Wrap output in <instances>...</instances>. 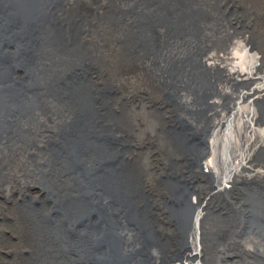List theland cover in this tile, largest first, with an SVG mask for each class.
Instances as JSON below:
<instances>
[{
	"label": "bare ground",
	"instance_id": "bare-ground-1",
	"mask_svg": "<svg viewBox=\"0 0 264 264\" xmlns=\"http://www.w3.org/2000/svg\"><path fill=\"white\" fill-rule=\"evenodd\" d=\"M248 1L245 0L244 4L243 0H68L66 12L60 10L41 28L36 35L42 40L35 56L31 57L39 63L35 73L36 85L27 95L31 88L25 91L19 107L25 106V112L35 107L33 112L30 111L29 120L36 127L43 122L57 124L53 134L61 133L68 147L64 151L56 150V153L55 149L41 150L45 134L22 135L18 132L9 134V143L0 145V198L4 195L8 198L9 191H16V202L24 193L29 194L31 200L42 203L37 208L27 199L14 209L29 247L37 241L33 240L34 234L48 231L43 228V212L47 209L42 202L45 196L33 191L37 176L42 178L46 174L53 190L64 195L69 193L66 187L73 185L71 176L79 172L80 183L72 188H79V192L96 190L93 193H99L103 206L113 210L124 207L129 210L125 212L128 216L136 213L141 234L148 249L152 250L155 264H168L177 256H188L191 260L189 255L195 249V232L201 226L203 238H209L207 244H202L200 253L206 264H224L219 256L233 252L235 257L226 262L264 264V46L254 36L260 20L248 10ZM130 4L136 9L133 15ZM60 5H56V9ZM117 5L121 9L116 10ZM7 6V0H0L3 20L10 12ZM79 17L83 19L81 22H77ZM63 23L74 30L71 47L65 40L66 26L62 27ZM84 23L88 30L81 35ZM55 36L56 46L50 47L43 42L44 38ZM3 39L1 36L0 41ZM30 49L35 50L34 47ZM18 50H21L19 46ZM53 51L56 54L50 55ZM40 53L47 58L40 57ZM81 64L82 72L88 70L90 75L86 79L77 78L79 84L72 83L63 91L58 85L55 89L59 94L54 96L53 80L57 81L66 68ZM51 69L54 70L52 75ZM15 74L21 79L24 73L17 71ZM3 78L9 79L8 67L0 70V80ZM101 79L108 84L105 89L115 85V90L122 93L111 96L105 93L103 100L95 103L91 89L96 86L97 90H103L97 86ZM152 79L161 86L154 84L152 91L147 90L146 100L156 122L162 125L159 138L167 158L174 161V156L186 155L201 162L189 170L184 166L188 164L187 160L175 161L174 166L196 183L191 200L173 209L177 221L169 224L163 201L183 198V193L188 192L184 184L163 182L165 190L169 185L170 193L150 186L154 196L149 194V197L159 203L162 221H158L149 219L145 211L141 216L137 214L135 207L147 196L132 197L136 188L144 190L142 179L146 172L147 175L150 173L145 168L144 158L138 156L125 172L110 171L107 176L102 174L98 178L88 171L103 154L116 150L117 145L110 143V133L129 134L133 131L136 112L129 104L135 101L134 97L144 94L141 88L149 87L150 83L143 81ZM21 81L26 85L33 79ZM44 90L46 92L40 93ZM67 90L70 96L63 99L62 94ZM168 91L171 95L166 96ZM112 104L122 107L120 116L109 110ZM98 106L104 107L105 117H100ZM59 110L63 113L57 116ZM165 116L166 121L172 120L174 128L167 127ZM191 126L201 134L199 139L189 143ZM204 131L207 132L202 137ZM136 140L137 148L143 147L145 141L135 135ZM71 152H76L85 161L87 173L74 166L62 170L64 163H72V157H76L75 154L71 156ZM59 161L60 165L57 164ZM37 168L44 171L39 174L35 171ZM204 173L209 176L207 180ZM50 174L57 179L51 178ZM88 177H96L95 182L88 181ZM8 182H18L21 186L4 189ZM93 193H87L88 202L93 201ZM204 201L213 208H201ZM215 201L219 207L216 213L213 212ZM224 207L231 208V213L224 215ZM73 210L74 207L69 208V211ZM244 215L252 219L247 232L242 235ZM156 224L170 231L172 236L160 242L155 234ZM119 228L120 232L127 234V241H139L140 236L133 228ZM49 232L56 238L61 236L56 227ZM96 232L102 231L96 229ZM112 241L119 247L118 239ZM188 241L191 246L185 248ZM90 247L91 237H87L80 241V247L74 248L73 254L69 251L67 257L61 255L58 258L56 248L19 249L18 264H90L86 255ZM218 247L226 253L218 251ZM181 249L185 251L181 253ZM198 257L193 261L196 262Z\"/></svg>",
	"mask_w": 264,
	"mask_h": 264
},
{
	"label": "water",
	"instance_id": "water-1",
	"mask_svg": "<svg viewBox=\"0 0 264 264\" xmlns=\"http://www.w3.org/2000/svg\"><path fill=\"white\" fill-rule=\"evenodd\" d=\"M57 2L58 4H56ZM67 2L68 0H7V11L10 10V12L7 13L8 17L4 20L0 17V37L2 36L4 38L0 41V70H3L4 67H8L9 69V79L3 78L0 80V145L5 142L9 143L7 137L12 132L29 135V133L24 130L23 122H31V120H29V115L33 112L35 107H30V109L25 112V106L19 107V101L25 96L26 90L31 88L26 92L27 95L36 85L35 73L39 67V63L37 61L34 62V58L31 57L35 56L37 46L42 40L41 37H37L36 34L41 32V28L44 27L48 21H51L54 14H59L58 12L60 10L62 13L66 12L65 6ZM127 3H129V1ZM56 5H60V8L56 9ZM130 6V13L133 15L136 9L133 8V5L130 4ZM116 7V10L121 9L119 5ZM71 22L74 23L75 21L73 20ZM63 26L65 27L66 24L63 23L62 27ZM65 30V40L67 41V45L71 47L74 42V30L69 26H66ZM16 41H19L21 45ZM59 41L62 42L63 38ZM43 42L50 47H54L56 46V36L52 39L44 38ZM14 46L17 48L19 46L21 50L16 51L17 48ZM4 47L8 50L5 51L3 49ZM31 47H34L35 50L31 51ZM11 48L14 50H10ZM55 54L56 52L53 51L50 55ZM38 55L44 59L47 58L46 55L42 56L41 53ZM15 57H18V64H16L17 59H15ZM82 64L79 67H76L79 65L78 64L69 69L66 68L57 81L56 79L53 80L54 96L56 93L59 94V91L55 89L58 85L61 86V91H63L65 88L71 87L72 83L77 84V78L86 79V76L90 75V71L88 70H86L85 73L82 72ZM27 65H33L34 67L29 68ZM10 71L12 74H10ZM17 71L24 73L21 79H33L32 83L29 82L26 85L22 84L19 76L15 74ZM53 73L54 70L51 69V75ZM48 84L49 82L47 85ZM91 91L93 92L95 103H100L102 101V93L98 92L96 86H93ZM44 92H46V90L40 93ZM69 96L70 92L68 90L62 94L63 99ZM32 108L34 109L32 110ZM96 108L98 109L99 106ZM58 112L61 114L63 113L62 110ZM27 141H29V138ZM53 142L55 144H50V142H48L45 148L49 151L55 149L54 151L56 153V139H54ZM60 143V150L64 151L68 146H66L64 139H61ZM110 143L113 145L112 139H110ZM74 154L76 157H72V163L71 161L67 163V165L64 163L62 165V170H67L71 166H74L76 170L83 169L84 173H87V170L84 169L85 161H83L76 152L70 153L71 156ZM112 157L113 152L103 154L101 157V159L104 160L103 164L99 163L98 165H92L88 170L90 174L92 176L102 177L100 175L103 174V176H107L110 171L117 173L125 172L129 167L126 165V159L123 157L124 167H122L120 166L121 162L119 161V166H117L116 162L112 161ZM57 164L60 165L61 162L59 161ZM37 169V173L39 174L44 171L43 168ZM45 176L46 174H44L42 178L37 176V182L43 185L46 193L45 199L42 200L43 205L47 208L43 212V228H48V231L44 230L42 233L34 234L33 240L37 241L32 245L33 248H56V258L61 255L67 257L69 251L73 254L74 248L80 247V241L87 237H91V247L86 252L90 264H155L152 250L148 249V243L141 234L142 229L136 219V213L128 216V213L126 214L125 212H129V210H125L124 207L119 210H113L112 207L103 206L102 203L104 202L102 199H99V193H93L96 190L79 192V188H72V186L79 185L80 183L81 175L79 172H77V175L71 176L73 185H68L66 187L69 193L64 195L54 191V186ZM49 176L51 178L55 177L54 174H50ZM87 180L95 182L96 177H88ZM88 192H91V194L93 193V201L91 202L87 201ZM142 195L148 198L135 207L138 212L137 214L141 216L142 212L145 211L149 219L156 218L153 216L155 207L152 204V199L149 197L145 184L143 191L136 188L132 193L134 199ZM25 196V202L28 201L27 199L31 200L29 195ZM186 200H191V193L189 191L183 193V198H175L174 201L167 206L169 218L173 223L177 221V216L173 213V209L184 205V201ZM32 203L33 206L37 208L42 206V203L38 200ZM70 207H74L75 210L72 212L69 211ZM251 219L252 218L245 219L247 223L246 226L251 225ZM119 226H124V228L127 229L133 228L140 236L139 241H127V234L120 232ZM52 227H56L61 231V236L59 238H56L54 233L49 232ZM96 229H100L102 232L98 233ZM195 233L196 242L193 244V248L200 249L202 248V244H207L206 241L209 240V238H203L202 226L201 228H197ZM111 234L112 236H110ZM155 234L159 237L160 242H164L165 239L171 237L167 233H163L159 229L158 224L155 225ZM112 237L120 241L119 247L113 245ZM190 246L191 243L188 241V246L185 248H190ZM184 251L185 249L180 250L181 253ZM187 257L184 256L181 258L177 256L176 258H171L168 264H188Z\"/></svg>",
	"mask_w": 264,
	"mask_h": 264
},
{
	"label": "rangeland",
	"instance_id": "rangeland-1",
	"mask_svg": "<svg viewBox=\"0 0 264 264\" xmlns=\"http://www.w3.org/2000/svg\"><path fill=\"white\" fill-rule=\"evenodd\" d=\"M248 2L250 3L248 4V10L258 15V20H260L254 36H257L256 40L264 46V24H262L264 22V0H249ZM225 14H228V12ZM143 97L145 99L140 98L139 106L135 110L140 117V121L136 123V126L139 125V134L146 142L145 149H143L145 151L141 152L139 156L146 160L145 168L156 170L161 167L160 161L163 149L159 150L158 147L154 148L152 145L153 142L158 143L157 140H160V138L155 129L156 119L151 110L146 108L147 96L143 95ZM149 179H151L150 176ZM34 193L38 194V191L36 190ZM14 209L13 204L0 201V216L2 217L5 212L9 216L8 222L2 220V223H0V264H18L20 262L17 258L19 256H15L18 253V241L16 242L11 236L4 234L5 231H8L13 234L15 239H19L18 235L21 234L22 224L19 222L20 219H18Z\"/></svg>",
	"mask_w": 264,
	"mask_h": 264
},
{
	"label": "flooded vegetation",
	"instance_id": "flooded-vegetation-1",
	"mask_svg": "<svg viewBox=\"0 0 264 264\" xmlns=\"http://www.w3.org/2000/svg\"><path fill=\"white\" fill-rule=\"evenodd\" d=\"M101 112L103 113L104 111L101 110ZM122 112H123V109L121 107V108H118L117 111L114 110L113 114L115 113L116 116H120ZM108 137H110V139L113 140V146L117 145V148L114 151V154L112 157V161H115L117 166H119V161H120L121 162L120 166L124 167V165H123V157H124L123 148H124V146H128L129 147L128 160H127L128 162H126V165L131 166L135 162V160L137 159V155H136V152L134 151V146H133V138L129 137L127 140H125V134L124 133L116 134L114 132L110 133L108 135ZM118 152L121 153L122 158H121V156H119ZM164 156L167 158L166 155H164ZM166 160H167V165H168L167 169H168L169 173L171 174V178H173L172 174H175V171L178 169V167L174 166V163H175L174 161H171L168 158ZM103 161L104 160L100 158L97 160V162L94 163V165H98L99 163L103 164ZM165 181H167V179L164 180L163 182H165ZM176 182H178V181L176 180Z\"/></svg>",
	"mask_w": 264,
	"mask_h": 264
}]
</instances>
